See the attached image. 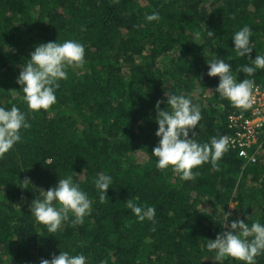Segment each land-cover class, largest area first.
I'll return each mask as SVG.
<instances>
[{"label": "trees", "instance_id": "obj_1", "mask_svg": "<svg viewBox=\"0 0 264 264\" xmlns=\"http://www.w3.org/2000/svg\"><path fill=\"white\" fill-rule=\"evenodd\" d=\"M153 12L160 19L148 22ZM245 25L253 31L255 59L264 54V0H0V106L28 111L22 91L13 93L36 45L79 40L87 61L86 70L67 69L57 103L29 113L32 127L0 159V264H40L69 246L91 264H218L206 245L228 230L219 209L231 213L229 222L252 216L264 223V127L248 157L232 146L216 168L194 170L200 173L194 181L157 169L151 156L159 142L155 105L166 101L168 89L200 106L199 139L234 134L228 114L240 109L219 98V77L207 75L206 61L212 52L234 70L249 64L232 39ZM254 78L264 86V70ZM98 172L113 179L104 202L92 182ZM67 175L89 193L92 212L83 225L49 234L30 204ZM26 177L34 188L19 187ZM130 198L155 207V225L127 209Z\"/></svg>", "mask_w": 264, "mask_h": 264}, {"label": "clouds", "instance_id": "obj_2", "mask_svg": "<svg viewBox=\"0 0 264 264\" xmlns=\"http://www.w3.org/2000/svg\"><path fill=\"white\" fill-rule=\"evenodd\" d=\"M148 22L158 21L159 12L146 15ZM208 37H214V32L207 31ZM253 31L245 25L236 31L232 39L234 50L238 57H246L250 63L237 67L222 59L216 53L210 52V59L206 61L209 77H219L215 92L221 100H227L233 108L247 111L253 108L258 86L255 75L258 70H264V54H257L252 59ZM201 38L195 33L194 42ZM30 58L20 66L16 83L22 91L23 101L28 111H23L16 104L10 107L0 106V159L22 142V132L30 129L29 113L48 111L57 103V91L61 81L68 79V68L85 69L87 63L86 46L75 39H65L62 42L49 41L40 43L29 53ZM245 74L243 80L239 74ZM166 101L157 100L155 105V123L158 129L155 132L159 142L153 148L151 156L156 158V168L170 169L181 181H194L199 176V169L203 165L216 168L219 161L234 145L228 135H215L207 141L198 138L197 127L202 128L203 120L201 108L183 91L167 90L164 93ZM167 104L161 108V104ZM223 108V104L220 105ZM191 133V136H190ZM254 160V157L252 158ZM48 163L47 161H44ZM94 187L99 195L100 202H104L107 190L112 187V176L105 172H98L93 177ZM34 188L29 178L19 182V187ZM93 199L89 193L74 181L72 175L61 177L54 187L47 190L40 189L39 195L30 204L31 216L34 220L46 227L49 234L62 232L65 225L76 227L83 225L85 217L92 212ZM127 209L140 221L145 220L156 224V209L154 206H141L134 199H128ZM231 206V205H230ZM232 207V206H231ZM233 208V207H232ZM222 217L220 224L227 223L226 231L218 233L214 240H209L206 247L214 253V260L218 264H225L227 260H234L240 264H257V258L264 255V223L259 219L251 221V217L235 219L229 222L230 212L219 209ZM247 221V222H246ZM251 221V222H249ZM155 231V228H153ZM79 242V247H84ZM40 264H91L89 257L83 251L77 252L72 246L67 250H60L59 255L51 259H41ZM102 264H107L106 261Z\"/></svg>", "mask_w": 264, "mask_h": 264}, {"label": "built area", "instance_id": "obj_3", "mask_svg": "<svg viewBox=\"0 0 264 264\" xmlns=\"http://www.w3.org/2000/svg\"><path fill=\"white\" fill-rule=\"evenodd\" d=\"M257 86L258 91L252 109L234 110L228 114V124L234 129V134L230 135L234 141L233 146L239 148V153L243 157L249 156V149L258 143L260 130L264 127V86L259 83ZM253 157L255 160L254 154L249 158Z\"/></svg>", "mask_w": 264, "mask_h": 264}]
</instances>
